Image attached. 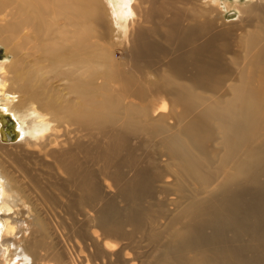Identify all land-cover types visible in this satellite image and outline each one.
<instances>
[{
	"label": "bare ground",
	"instance_id": "6f19581e",
	"mask_svg": "<svg viewBox=\"0 0 264 264\" xmlns=\"http://www.w3.org/2000/svg\"><path fill=\"white\" fill-rule=\"evenodd\" d=\"M254 1L258 3L254 10L264 6L263 0ZM111 2L118 31L124 42L131 43L132 53L137 52L148 63L158 59L159 53L169 57L167 71L157 77V97L151 95L144 103L146 92L137 81L139 77L115 67L111 55L105 57L109 68L101 74L104 81L98 87L97 99L93 88L97 74L93 70L99 66L92 55L63 53L65 49L49 36L52 26L60 37L71 33L76 43L70 52L83 51L79 30L67 32L66 25L76 26L98 15L94 9L100 0H0V31L6 33L0 35V43L18 37L16 42L21 41L15 48H22L31 35L35 46L46 55L34 69L27 68V77L17 70L8 78L6 61L0 62V101L5 100L6 106L0 108V121L11 116L19 129L15 142H0V264H130L127 250L139 247V235L159 244L164 234L168 241L163 253L145 264H264L261 257H245L220 234L225 226L234 227L240 234L250 233V246L264 253V228L259 232L256 227L264 225V210L249 209L252 227L238 218L244 205L241 192L246 186L254 188L257 204L264 203V34L237 32L244 30L238 23L244 14L238 0V11L227 16L235 19L229 26L217 23L218 15L227 9L220 0H201L194 8L202 18L170 9L172 0H152L151 6L149 0ZM139 16L152 23L158 39H151L150 27H145ZM59 20L64 21L62 25ZM97 22H102L100 15ZM63 41L71 43L69 37ZM242 42L244 56L234 52L231 57L239 63L247 60V66L238 67L233 82L234 72L226 55ZM44 61H48L47 66ZM60 68L73 94L61 100L54 86L50 88L43 77H37L52 72L59 75ZM203 87L213 93L224 90V97L207 104L199 91ZM14 92L20 95L18 100ZM130 98L140 101L124 102ZM178 105L182 109L177 114L174 107ZM197 107L194 115L178 123L177 116L188 117ZM6 133L14 136L10 125ZM143 135L160 141L163 155L176 162L177 172L203 188L225 172L224 180L207 196H189L164 229L154 225L161 212L152 207L112 215L108 188L98 182L97 171L106 182L118 181L114 185L135 201L149 188L151 177L147 179L140 170L130 182L119 184L121 162H137L131 139ZM216 137L221 151L218 157L206 145ZM9 147L26 159L19 173L2 153ZM215 159L217 163L212 166ZM164 176L163 171L154 174L158 181ZM41 178L54 184L52 188H37ZM206 227L215 228L214 234L207 237Z\"/></svg>",
	"mask_w": 264,
	"mask_h": 264
},
{
	"label": "rangeland",
	"instance_id": "374dc122",
	"mask_svg": "<svg viewBox=\"0 0 264 264\" xmlns=\"http://www.w3.org/2000/svg\"><path fill=\"white\" fill-rule=\"evenodd\" d=\"M87 1V0H86ZM161 2L164 0H160ZM167 1V0H165ZM201 0H172L170 9H178L181 11H185L187 13H195L196 17L202 18L201 15L198 14V11L194 7H198V5H201ZM238 6L241 7L244 10V14L241 19L238 20V23L244 28L238 30V33H242L245 35L247 30L256 32L257 34H264V6L259 5V10H254L255 4L258 5L255 1L252 2V0H238ZM223 2V3H222ZM226 2L231 3L233 8H229ZM221 4H224L225 9L224 13H220L218 15V24L219 26H229L234 23H230L231 21L235 19H227V16L229 14H232V12H237V5L236 0H220ZM264 3V0H263ZM150 6L152 5V0H149ZM147 4V6L149 5ZM112 2L111 0H100V5L94 9L99 12L98 15H95L93 17H90L87 21L80 23L76 26H69V28L65 29L67 32L73 31V30H79L80 36L84 39H79L80 43L82 44L84 50L78 53H71L70 48L73 47L76 43V39L73 37L71 33H69L66 37H60L55 32V27L52 26L50 37H53L56 43L65 51L63 53H67L70 56L74 57H85L88 55H92V60L96 61V64L99 66L97 69H94V73H96L93 87L94 90L97 92L96 98H100V93L98 91V87L103 83L104 79L101 76L102 72H105L106 69L109 67L105 64V57L106 55H111L112 63L115 67L122 68L126 71H128V74L130 72L131 76L133 77H139L137 81L144 87L145 89V96L143 103L146 102V100H149L151 95L154 97H157V94L155 93V85L158 83L160 79V73L165 72V69L167 71V60L168 56L164 53H159L158 59L148 63L146 60H144L143 57L139 56L137 52H133V48L131 46V43L124 42L122 40V35L118 31V25L115 23L116 17L112 12L111 8ZM113 7V6H112ZM141 13L143 12V9H140ZM101 16L102 22H97L98 16ZM171 13L168 11L166 13V16L169 17ZM10 16V15H9ZM139 21L147 28L150 29L149 32L151 39L156 40L158 37L153 32L152 29V23H146L143 21V18L140 16ZM9 19H13L12 16L9 17ZM142 19V20H141ZM61 25L64 22L63 20L58 21ZM188 21H185L184 23H187ZM230 23V24H229ZM137 25V24H135ZM216 25V24H215ZM29 30V29H28ZM0 35L2 37L6 36L5 32L0 31ZM154 36V37H153ZM156 36V37H155ZM69 37L71 39V43H64L63 39ZM76 37V36H75ZM33 38V39H32ZM78 38V37H77ZM18 37H11L7 39L5 44L0 43V62L6 61V74L7 76H10L8 78H11L13 75L10 72H15L17 70H21L26 75V70L28 67L31 69H34V64L39 61H43L44 57H46L45 53L41 52L42 49L37 48L36 41L34 36L32 37L30 35V40L27 41V43H24V46L22 48H15V45H18L21 41V38L18 42L16 40ZM245 43H238L236 45V49H233L230 51V53H227L226 58L229 59L228 63L230 64V69L234 72V76L230 81L233 80V82L237 79V71L238 67H245L247 66V60H242L241 63L238 62V60L231 57L236 52L239 53V55L244 56L245 54V47L242 45ZM188 44H185V49L187 48ZM132 48V49H131ZM40 50V51H39ZM132 50V52H131ZM235 52V53H234ZM233 53V54H231ZM48 61H44L43 64L47 66ZM134 63V64H133ZM103 65V67H101ZM95 66V65H94ZM137 67V68H136ZM62 68L58 69L59 75L54 72L52 74L41 75L39 74L37 77H43L46 82H48V86L51 88L54 86L55 93L58 97V99H64L73 96V94H70V89L68 87V77L60 73V70ZM154 69V70H153ZM159 69V70H158ZM134 74V75H132ZM137 75V76H136ZM100 76V77H99ZM156 77V78H155ZM159 77V79L157 78ZM155 79V80H154ZM175 80H181V79H175ZM101 81V82H100ZM229 81V82H230ZM10 80L8 81V83ZM98 82V83H97ZM228 82V85H229ZM232 82V83H233ZM111 83H108V86L110 87ZM114 84V83H113ZM148 87H147V85ZM231 84V83H230ZM115 85V84H114ZM68 90H66V87ZM65 87V88H64ZM151 87V88H150ZM154 90H153V89ZM65 89V91H64ZM148 90V91H147ZM152 90V92H151ZM199 91H202L205 95L204 102L209 103L216 98L224 97V90L219 91L218 93H213L208 90V87H203L202 89H199ZM148 93V94H147ZM15 96L18 97L17 100L20 98V95H17L14 92ZM51 93H49L48 96H50ZM70 94V96H69ZM230 94H227L229 96ZM153 97V98H154ZM2 98V97H0ZM73 98V97H72ZM168 98V97H167ZM60 99V100H61ZM132 99V100H131ZM131 100V101H129ZM135 100V101H134ZM138 100V101H137ZM139 99H126L124 102H139ZM5 100L2 102L0 101V108L6 107ZM148 107V106H147ZM176 113L181 111V106H175ZM200 107H197L196 109H192L188 115V117H178L176 120L178 123L183 124L187 118L194 115L195 112L199 110ZM8 109V108H7ZM9 111V110H8ZM178 114V113H177ZM11 116L5 117L3 120L4 122L0 121V142L11 144L12 142H15L17 138L19 137L18 134V127L14 125L13 121L10 120ZM1 120V119H0ZM10 120V121H9ZM173 119L170 120V123H173ZM4 123V124H2ZM10 125L13 128L14 136H8L6 133V127ZM16 134V135H15ZM149 136L143 135V136H135L131 139L130 146L133 147L135 154L137 155V162L135 164H130L126 162H121V169L123 176L121 175L119 178V184L125 182H130L132 180V176L136 171H143L148 179V176L151 177L149 184V188L151 186V189L149 188L147 190L143 189L141 192L139 198L135 201L129 196H124L120 190L119 186L114 185L112 181L104 180V178L101 176L100 172L98 173V182L101 181L106 185V188H108V199L110 201L111 208L110 211H114V214L112 215H118L123 216L128 211V209L133 208L134 210H137V208L142 207H152L156 210H159L161 212V215L157 218V220L154 222V225L157 228L164 229V226L167 224V222L172 218L174 215L178 213V211L185 205L186 199L189 198V196H196V197H205L207 194L215 190L217 188V185L224 180L225 172H221L219 176L216 178V180L212 183V185L208 188L201 187L197 182L191 181L189 179L184 178L181 176L177 170L178 168L175 167L174 161H170V158L163 155L164 150L162 148L163 144L155 139L148 138ZM101 138L98 137V140ZM102 140V139H101ZM219 138L216 137L212 139L211 141H208L206 143L207 147L212 151L217 152V157L221 155V151L219 152ZM11 142V143H10ZM218 142V143H217ZM159 144V145H158ZM15 149L13 147L5 148L2 153L4 157H7L8 162L11 165V168L13 171H16V173H19V171H22V162H25L26 159L18 154L17 150H11ZM31 149V148H28ZM217 150V151H216ZM83 154V153H82ZM84 155V154H83ZM162 155V156H161ZM217 159V158H216ZM216 159L212 163V166H215L217 161ZM135 160V157L133 159V162ZM86 162V161H84ZM168 162V163H167ZM216 162V163H215ZM85 166L88 165L84 163ZM95 168L98 166L95 165ZM40 171L45 170L43 167L38 168ZM35 171V170H32ZM157 171H163L165 173V176L163 179H160L159 181L155 179L154 174ZM26 182L34 186V184L27 178H25ZM124 180V181H123ZM29 181V182H28ZM183 183V184H182ZM186 183V184H185ZM38 187H45V188H52L54 184L50 183L48 184L44 179H39L38 183L36 184ZM108 185V186H107ZM180 185V186H179ZM186 185V186H185ZM35 189V187H34ZM184 189V194H182V190ZM243 196L244 205L241 211L238 213V218L244 222L247 223L252 227V218L250 217L249 209H263L264 210V203L262 205H259L257 203H260L256 199L255 190L251 186H246V188L241 192ZM263 200H264V193L262 194ZM185 202V203H184ZM47 209L49 211L53 212V208L50 205L49 202H46ZM123 214V215H122ZM252 214V213H251ZM181 225V223H179ZM260 226V227H259ZM257 228V231L261 232L264 228L263 224H259ZM130 229V226L127 227ZM215 232V228L212 227H206L204 229V234L209 237L213 235ZM228 234H226V233ZM237 230L234 227L231 226H225L221 228L220 234L224 242L227 244H231L235 248L241 249V252L245 257H253V258H259L261 257L264 259V253H262L260 248L257 247H251L250 242V233L245 234H236ZM226 235V236H225ZM167 235H162V238L160 239V243L154 244L150 243L146 240H143L141 238V235L137 239H139V246L137 249H128L127 250V257L130 258V264H142L141 260L144 261V264L155 259V257L159 256L164 251V245L168 241ZM227 238V239H226ZM162 240V241H161ZM44 254H46L43 251ZM85 252L82 251L81 255H84ZM150 254V255H149ZM150 257H149V256ZM142 258V259H141ZM143 258H147L148 260H144ZM136 260V261H135ZM116 263V262H115ZM113 262V264H115ZM91 264V263H90ZM119 264V263H117Z\"/></svg>",
	"mask_w": 264,
	"mask_h": 264
},
{
	"label": "snow or ice",
	"instance_id": "6c2138e0",
	"mask_svg": "<svg viewBox=\"0 0 264 264\" xmlns=\"http://www.w3.org/2000/svg\"><path fill=\"white\" fill-rule=\"evenodd\" d=\"M129 2H130V0H129Z\"/></svg>",
	"mask_w": 264,
	"mask_h": 264
}]
</instances>
